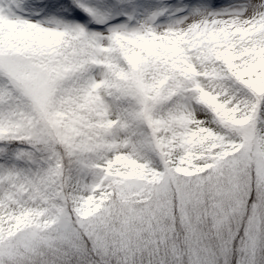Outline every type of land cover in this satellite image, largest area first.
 <instances>
[{"label": "snow or ice", "instance_id": "obj_1", "mask_svg": "<svg viewBox=\"0 0 264 264\" xmlns=\"http://www.w3.org/2000/svg\"><path fill=\"white\" fill-rule=\"evenodd\" d=\"M0 264H264V0H0Z\"/></svg>", "mask_w": 264, "mask_h": 264}]
</instances>
